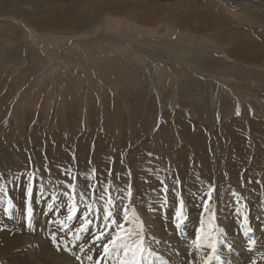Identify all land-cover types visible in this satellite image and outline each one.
Masks as SVG:
<instances>
[{
  "label": "rangeland",
  "instance_id": "obj_1",
  "mask_svg": "<svg viewBox=\"0 0 264 264\" xmlns=\"http://www.w3.org/2000/svg\"><path fill=\"white\" fill-rule=\"evenodd\" d=\"M242 1L238 3L241 6L220 9L223 14L227 11L231 25L228 28L221 24L225 29L220 34L222 42L211 38V32H191L185 24L184 30L166 25L164 28L172 30L154 37L157 40L160 37L154 45L162 43L158 50L164 52V57L149 54L147 51L155 48L141 45L150 61L146 64V59L141 60L143 63L135 60L134 42L119 41L122 47L129 48L124 53L139 67V76L132 70L128 71L132 75H126L121 69L120 75H116L107 72L110 71L107 67L97 72L92 63H102L107 56L104 53L115 51L107 49L98 53L99 46L93 54L84 51L83 46L82 58L71 60L72 63L70 59L64 62L59 59L62 55L59 50L78 56L79 47L87 42L106 39L114 45L129 37L137 40L133 27L128 29V36L122 32L125 21L109 18L105 25L110 30L101 32L95 27V32L87 36H79L77 31H54L53 36L37 35L29 39L28 32L18 27L27 47L32 45L35 49L29 48L37 51L29 58L38 56L47 60L30 70L19 67L26 60L20 57L0 65L3 69L0 71V181L5 183L15 205L9 218L3 210L4 204L0 203V218H8L12 223L13 233L9 237L15 241L5 248L2 241L5 233L0 227V257L6 261L0 264H95L103 243L110 239L105 237L97 244L90 243L93 227L98 224L82 234L75 246L69 242L67 248L61 238L68 240V231L59 224H49L50 219L66 218L69 201L64 193L71 194L66 185L73 184L67 174L69 168L75 176L76 202L80 205L69 226L72 232L82 223V214L87 210L83 206L85 202L98 207L103 216L100 196L110 183L116 223L125 222L123 207L127 203L130 223L125 222V228L134 231L125 234L129 242L143 238L144 247L154 253L148 257L153 264H171L169 256L182 258L183 254L187 260L196 259L197 264L264 262V56L234 57L228 51L231 45H226L224 40L264 45V9L258 6L264 5V0H253V4ZM7 23L18 25L10 20L3 24ZM131 23L140 24L135 20ZM143 30L137 37L145 40L147 34ZM107 31L110 38L103 35ZM54 41L57 42L53 46ZM184 49L188 51L184 58L172 56ZM117 51L122 53L120 48ZM29 174L35 177L30 225L24 219ZM92 184L96 186L95 193L90 188ZM129 186L130 199L126 196ZM208 186L215 189L214 219H210L211 212H203ZM41 188L43 192L37 195ZM81 194L86 198L84 201ZM181 202L183 222L173 219ZM245 216L251 231L241 229ZM202 222L205 227L213 225L212 235L218 240L215 255L227 260L220 257L208 261L212 250L206 245L197 247L195 236ZM253 240L255 244H251ZM47 249L53 259L49 262L43 257ZM194 252L200 253L199 257ZM88 255L92 261L86 259ZM154 257L162 259L154 260Z\"/></svg>",
  "mask_w": 264,
  "mask_h": 264
},
{
  "label": "bare ground",
  "instance_id": "obj_2",
  "mask_svg": "<svg viewBox=\"0 0 264 264\" xmlns=\"http://www.w3.org/2000/svg\"><path fill=\"white\" fill-rule=\"evenodd\" d=\"M245 1H250V4L253 2V0H243L242 2H245ZM238 3H240V0H0V65L13 62L14 59L20 57V60L21 59H26V60L24 63L20 64L19 67L25 66L26 68L24 69L30 70V69L38 67L39 63L43 64L44 61L47 60V58H44V60L43 59L40 60L38 56L34 58H29L33 55V51L34 52H37V51L34 50L35 48L32 45L31 46L34 49L29 48L31 46L27 47L26 45L27 41L24 40L25 38H24L23 32L20 29L18 30V27L20 26L23 27L24 31L28 32L27 37H29V39H31L32 36H37V35L53 36L52 34H54V31L55 32L56 31H60V32L61 31H77V32H80L79 36L80 35L87 36L91 34L92 31H94L93 29L95 27L101 32H104L105 30H107V28L109 29V27H107L105 23L107 22V20H110L109 18H111V19H116L117 20L116 22H119V21L126 22V23H122L123 26L125 27V29H122L123 30L122 32H124L127 36L129 34L128 29H131L133 27L136 30L137 40L134 39L133 41L132 38L129 37V38H125L124 40L120 39L118 40L117 43L114 42L115 44L111 45L109 42L105 41L106 40L105 38H104L105 40L96 39L97 41L93 43L92 41H94L95 39L93 37L94 39L91 41L92 43L86 41L88 44H83L79 47L78 52L76 53L78 56H74L75 54H71V52L69 51L63 52L64 50H59L62 54L59 56L60 62L67 61L69 59L70 61L80 60L82 58V54H81L82 52L80 53V51L83 49V46L85 49L84 51H87L89 54L95 53L97 51V49L95 48L99 46L101 49H98L99 50L98 53H100L103 50H107V49H110L112 51L115 50V51L112 53H108V52L104 53L107 56L104 57L103 62L101 61L102 63L98 65L96 64L97 62L92 63L93 68L97 72H99L98 71L99 69L101 70V67H107L110 69V71L107 70V72H116V75H118L117 73H119L120 75L119 69H121L122 71L125 70L126 75H128V73L132 75V73L128 72L129 70L130 71L132 70L135 72V73L133 72V74L139 76V70H137V68L139 67L135 66L133 64L134 61L129 60L130 58L125 55L124 52L126 50H129V48L126 49L125 47H122L121 45L122 43L129 42V41L134 42L136 46L134 45L135 48L133 47L132 48L135 51L134 52L135 53L134 55L136 58L135 60L139 59L140 62H142L141 60L146 59L145 60L147 62L146 64H148L150 61L147 58H145L146 52L144 51L145 49L144 50L141 49L143 48V46L141 47V45H147L149 47L152 46L151 48H155V49H151L150 51H147L149 54H154L159 57H164V55L162 54L164 52L158 50L159 48H161L158 45H161L162 43H159L158 45H154V42L160 40V37L158 36L159 37L158 40L155 39L154 37L162 33V31L165 33V31L172 30V29L170 30L169 27L164 28L166 25L172 24L173 27L171 28H174L176 30L177 28H180V29L185 28L183 26V24H185L187 26L186 28H188L191 32H194L196 34H201V33L210 34L211 32L212 33L211 38L212 37L216 38L217 42H222L221 40H223V37L220 34H222L223 33L222 30H225V29H224V26L221 27V24H225L228 28L231 25H228L229 17H228L227 11L224 10L225 14H223L220 9L221 8L223 9V7L232 6ZM239 5L240 4H238V6ZM258 6L261 7V9L262 8L264 9L263 4H260ZM119 18H123V19L118 20ZM8 20L18 25H14L13 23L3 24L4 22H8ZM131 20L138 21L140 24L134 25L132 24L134 22L131 23ZM142 23H144L145 25L148 24V26L147 25L145 27L140 26ZM138 27L140 28L139 30H138ZM160 27H163V28L159 29ZM144 28H145V33L147 34V36L145 35L146 36L145 40H144V37L143 38H140V36L137 37L138 36L137 33H140V31H142ZM132 31L133 30H131V32ZM187 31L184 32L186 36H188ZM103 35H105L107 38H110L111 33L107 31L103 33ZM132 37L134 38L135 36H132ZM234 37L241 38L240 36H234ZM224 40L226 41L225 42L226 45H229V46L231 45V49H229L228 51L230 54L235 55L234 57H237L238 55H242L240 56V58L241 57L242 58H248V57L252 58L254 57V55L264 56V45H259L258 42L253 44L251 41L250 44H245V43H232L231 40L229 42V39H224ZM119 41L121 44L119 43ZM56 42L57 41H54L51 44L54 46L56 45ZM3 43H5L6 46L3 47L2 46ZM234 45H238V46L234 48ZM238 47H239V50H238ZM58 48L59 47H57V49ZM118 48L122 50L123 54L117 51ZM70 50L72 51V48ZM186 55H188V51L184 49V51L181 50V52L174 53V55L172 56H175L180 59L181 57L184 58ZM46 56L52 58V55H50L49 53H46ZM146 66H149V65H146ZM0 71H3L1 67H0ZM153 72L155 75H157L156 74L157 70L154 69ZM20 74H21V70H20ZM110 74L113 76L112 73ZM158 74L160 75V72ZM155 75H154V78H155ZM189 80H191V78ZM161 83L163 82L161 81ZM187 93H188V96H190V93L189 92ZM10 223L11 222L8 220V218L2 217V219L0 220V227L4 230V233H5V237H2V241L4 242L5 248H8L9 246L11 247L12 241H14V238L9 237L11 233H13L12 229H10ZM202 247L204 248L205 246H202ZM4 252L5 251H3V253ZM44 252L45 254L43 255V257L47 260V262L53 260L49 257L48 249ZM42 253L43 252L41 251L40 254ZM199 255L200 253L194 252L195 257L196 256L199 257ZM224 259L227 260L226 258L222 259L221 257V260H224ZM168 260L170 261L171 264H181L182 261H188L189 264H197V260L194 258H190L187 260L185 254L182 255V258H178V257L175 258L174 256H169ZM0 262H4L1 257H0ZM4 263H6V261ZM31 264H44V263L31 262ZM262 264H264V262Z\"/></svg>",
  "mask_w": 264,
  "mask_h": 264
},
{
  "label": "snow or ice",
  "instance_id": "obj_3",
  "mask_svg": "<svg viewBox=\"0 0 264 264\" xmlns=\"http://www.w3.org/2000/svg\"><path fill=\"white\" fill-rule=\"evenodd\" d=\"M67 174L72 178L73 184L66 185L70 190L71 194L64 193V195L68 198L69 204L67 206V215L65 219H57V220H49V224H59L62 230L68 231V240H63L61 238V243L67 248L69 242L75 246L77 240L81 239L82 234H87L90 227L98 224V227H93V234L90 240L91 244H97L98 242L104 240L105 237H110L107 239L106 243H103V248L100 256L96 259L95 264H101V261L104 264H153L148 260L149 256H153L151 252H149L144 247V240L143 238L133 240L129 242L128 235H130L134 229H126L125 222H129L128 220V210L129 205L125 203L123 207L124 213V221L120 224L116 223L114 218V211H115V201L112 198L111 193H109V185H106L104 188V194L100 196V200L103 202V216L101 217L99 208L93 207L92 204L84 203L83 206L87 209L82 214V223L80 224L79 228L72 232L69 230L70 223L75 219L77 213L79 212L80 205L76 202V193H75V176L72 173V170L69 168L67 170ZM95 175V169L92 171V176ZM109 175H111V170L109 169ZM19 180V177H16ZM28 183L26 186V200H25V222L26 224H31V217L34 213V209L31 204V196L34 188L33 181L35 177L31 174L27 177ZM178 183V181H177ZM90 188L93 189V192L96 191L95 184L90 185ZM214 186H208L207 191L204 192V195L207 197L203 200V212L209 213L211 212L210 219H214L215 211L213 208V197L212 194L214 192ZM164 191H167V185L164 187ZM43 192V189H40V192L37 195H40ZM234 195H236L234 193ZM126 196L128 199L132 196V189L129 186ZM95 199V197H93ZM55 199V197H53ZM86 198L83 197L81 194V200L84 201ZM123 199V198H121ZM0 203L4 204V212L11 218V210L15 207L13 200L8 196L7 187L4 182L0 181ZM239 203V201L237 202ZM49 208L52 207V204L48 205ZM238 212H241V209H237ZM184 214H183V206L182 202L178 205L176 211L174 212L173 219L179 222H183ZM179 227V223L176 225ZM139 226H137V229ZM247 228L248 231H251L247 217L245 216L241 222V229ZM2 230V229H0ZM219 232V229H216ZM127 233L128 235H126ZM213 233V225L209 224L205 227V224L202 222L196 231L195 242L197 247L207 246L212 250L211 254L208 256L207 260H220V257L215 255L218 240L217 237L212 235ZM52 239L55 241V233L52 234ZM251 244H255V241H251ZM59 249V245H57ZM84 251V248H81V252ZM79 259V257H77ZM88 261H92V256L88 255L86 257ZM160 257H154V260H161ZM252 264H256L255 261Z\"/></svg>",
  "mask_w": 264,
  "mask_h": 264
}]
</instances>
